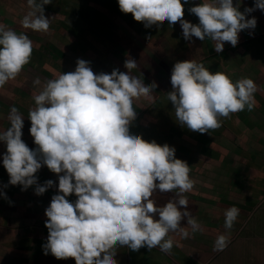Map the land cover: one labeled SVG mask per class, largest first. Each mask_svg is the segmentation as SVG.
Instances as JSON below:
<instances>
[{
  "label": "clouds",
  "instance_id": "obj_1",
  "mask_svg": "<svg viewBox=\"0 0 264 264\" xmlns=\"http://www.w3.org/2000/svg\"><path fill=\"white\" fill-rule=\"evenodd\" d=\"M27 2L31 11L21 21L23 28L47 32L51 20L44 15V5L52 0ZM118 4L122 13L131 14L145 27L179 22L186 41L211 39L217 42V53L223 51L225 42L237 46L239 33L254 29L257 23L255 18L246 19L233 0H209L192 7L198 25L183 19L181 0H118ZM256 9L264 11V0H255V7L245 13ZM32 52L33 42L27 35L0 24V88L30 63ZM136 66V61L128 59L127 73L95 74L88 62L78 60L74 72L49 80L35 95V108L29 111L35 150L22 140V115L15 106L10 110V127L0 133V141L6 144L3 166L9 183L21 185L22 190L36 185L35 193L43 195L53 181L38 185L35 174L42 165L62 174L58 184L62 194L54 195L45 211V255L51 253L57 260L72 258L75 264H117V246L132 251L159 247L170 253L174 244L170 232L188 236L180 227L182 219L188 217L193 230L199 229L191 214L180 210L187 209L189 201L183 194L195 184L187 162L175 158L174 147L130 134L136 118L134 99L150 97L157 87L155 82L145 86L143 80L131 76L129 71ZM171 85L167 98L176 119L200 134L221 127V117L246 108L251 111L256 105L257 86L252 79L233 82L227 74H213L195 60L175 63ZM157 189L174 192L178 198L157 207L151 198ZM72 194L77 197L74 204L67 199ZM238 215L236 207L226 211L227 229ZM226 243V237L219 236L215 247L222 250Z\"/></svg>",
  "mask_w": 264,
  "mask_h": 264
},
{
  "label": "rangeland",
  "instance_id": "obj_2",
  "mask_svg": "<svg viewBox=\"0 0 264 264\" xmlns=\"http://www.w3.org/2000/svg\"><path fill=\"white\" fill-rule=\"evenodd\" d=\"M209 0H188L184 5L183 19L199 24L190 12L194 6ZM246 19L255 18L254 29L239 33L237 46L225 42L223 51L217 53V42L195 37L185 40L180 23L145 27L131 14L122 13L118 0H52L44 5V15L51 20L47 32L23 28L21 21L31 9L27 0H0V24L17 34H25L33 42L30 63L14 79L0 88V133L10 127L9 113L15 106L24 119L22 140L35 150L37 145L30 135L29 111L35 108V95L43 90L49 80L62 73L74 72L78 60L89 63L95 74H111L113 70L128 72L125 62L136 61L131 76L143 80L145 86L153 82L157 87L150 97L134 99L136 118L130 125V134L147 142L155 141L175 148V158L187 162L190 178L195 181L188 199L187 209L199 229L194 231L188 217L180 227L188 232H170L174 242L170 253L159 247L132 251L116 247L117 264H206L220 250L215 247L219 236L226 237V249L217 255L213 264H238L236 254L249 248L236 238L248 222L244 235L264 237V11L254 8L255 0H233ZM195 60L211 73L223 72L233 82L250 78L257 86L253 110L221 117V127L200 134L179 124L173 104L167 94L172 89L171 74L175 63ZM39 79L40 84L34 81ZM6 144L0 141V264H75L72 258L57 260L51 253L45 255L47 243L45 227L46 209L51 199L59 193V175L46 165L35 174L37 183L53 186L43 195L35 193L36 185L22 190L21 185H11L3 166ZM158 183V181H157ZM157 207L165 206L178 198L174 192H160L151 197ZM73 204L75 194L67 197ZM236 207L239 215L231 229L225 227V213ZM155 219H159L158 214ZM252 242V264H264V243ZM219 256V258H218Z\"/></svg>",
  "mask_w": 264,
  "mask_h": 264
},
{
  "label": "crops",
  "instance_id": "obj_3",
  "mask_svg": "<svg viewBox=\"0 0 264 264\" xmlns=\"http://www.w3.org/2000/svg\"><path fill=\"white\" fill-rule=\"evenodd\" d=\"M248 222L245 224V226L243 227V230H240V232H238V235L236 236V238L234 240H238L240 241L241 244H244V248H249V254L248 255H245L244 254V249L242 251H240V253H237L236 254V261L238 264H252V246H253V243L252 242H257L256 240H260V244H263L264 243V237H253L252 238V233L251 235H249V233L247 235H244L243 236V233H245L246 229L248 228ZM227 247V245H226ZM226 247H224L222 250H220L218 252L217 255H221V253H223L226 249ZM216 255V256H217ZM216 256H214V258L212 259H208V262L206 264H213L214 260L216 259ZM219 258V256H218ZM217 264H220L219 263V260L217 261Z\"/></svg>",
  "mask_w": 264,
  "mask_h": 264
}]
</instances>
